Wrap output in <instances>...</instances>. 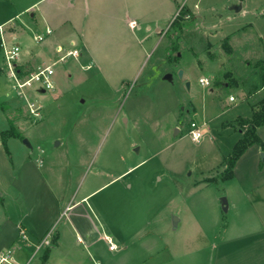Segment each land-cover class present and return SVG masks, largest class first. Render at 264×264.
<instances>
[{"label":"rangeland","instance_id":"rangeland-1","mask_svg":"<svg viewBox=\"0 0 264 264\" xmlns=\"http://www.w3.org/2000/svg\"><path fill=\"white\" fill-rule=\"evenodd\" d=\"M185 4L171 25L162 24L159 35L145 42L146 58L119 89H111L103 76L81 70L67 59L54 66L53 90L32 92L43 106L40 120L26 119L23 107L0 108V253L11 250L19 264L33 256V247L15 225L29 209L36 216L43 213L35 198H53L49 189L39 186L48 161L54 160L61 173L73 170L72 149L84 147L89 153L81 157L91 160L84 178L88 180L100 164L117 171L147 156L154 158L151 164H159L158 179L176 193L168 210L181 219L179 228L169 230L178 247L167 257L171 264H264V185L244 191L238 182L221 180L228 174L227 159L236 143L230 136L240 133L235 128L237 115L264 93V64H260L264 0H185ZM239 5L240 10L233 9ZM20 39L25 48L39 46L28 34ZM0 66V104H10L15 92L1 58ZM166 74L172 75L171 81L164 79ZM218 76L231 84L199 83L201 77ZM230 94L235 104L229 103ZM10 119L24 139H7L6 150L1 132L10 128ZM192 122L209 132L199 142L189 135ZM11 157L17 178L8 184L2 161L11 164ZM23 164L28 172L24 184L22 172L18 175ZM212 178L216 181L205 182ZM222 199L227 200L226 212ZM47 259L42 250L31 264H68L69 258L57 251Z\"/></svg>","mask_w":264,"mask_h":264},{"label":"crops","instance_id":"crops-1","mask_svg":"<svg viewBox=\"0 0 264 264\" xmlns=\"http://www.w3.org/2000/svg\"><path fill=\"white\" fill-rule=\"evenodd\" d=\"M182 5L187 7L185 0H0V26L5 28L6 44L20 47L16 66L22 78L39 67L52 65L60 57L56 50L61 47L65 52L77 50L79 56L69 59L81 70L103 76L111 89H119L127 74H135L146 58L149 49L145 42L155 33L159 35L162 24H172ZM26 34L38 42L37 48H25L20 38ZM42 34L44 40L38 41L36 38ZM0 58L5 61L2 48ZM69 77L73 74L69 73ZM210 81L213 87L215 79ZM228 86L225 83V87ZM261 90L264 91V86ZM263 98L264 93L237 117L251 118L254 106ZM236 101L229 100V103ZM4 104L22 107L15 96L10 104ZM180 132L178 129L176 134ZM237 133L230 136L236 140L235 145L243 138L241 132ZM258 135L264 142V126L258 128ZM229 146L226 148H231ZM70 150L67 149L66 154ZM72 150L76 156L72 159L73 170L69 167L61 173L55 169L54 160H50L44 172H40L39 186L49 189L53 198H35L33 201L39 203L43 213L36 216L34 209H29L21 224L15 225L17 233L25 231L26 241L34 249L35 243L53 230L52 244L44 249L48 261L55 257V252L61 251L66 252L68 264H171L167 257L178 247L172 244L169 230L179 228L181 219L174 223L175 215L168 210L176 193L162 178L158 179L159 164H151L154 158L138 157L133 164L117 171L100 164L88 180L84 178L91 160L81 156L89 150L84 147ZM263 154L260 145H252L237 161L233 177L224 180L223 174L221 180L238 182L244 191L260 188L264 185ZM12 164L13 157L11 164L2 161L8 184L17 178ZM39 165L43 168L44 164ZM20 167L18 175L22 172L21 183L24 184L28 172L24 164ZM215 181V178L205 180L208 184ZM70 182L74 183L73 188ZM9 218L16 220L13 216ZM108 240L112 241L114 250L110 249Z\"/></svg>","mask_w":264,"mask_h":264},{"label":"built area","instance_id":"built-area-1","mask_svg":"<svg viewBox=\"0 0 264 264\" xmlns=\"http://www.w3.org/2000/svg\"><path fill=\"white\" fill-rule=\"evenodd\" d=\"M4 26H0V39L1 47L4 56V60L7 65L8 75L12 82V89L15 92V97L21 102L22 109L26 117L32 118L34 121H38L42 118L43 106L41 102L33 98V93H46L47 91L54 89V83L52 82V77L54 76V66L59 63L65 62L69 58H77L79 52L77 50L64 51L61 47L57 48V53L61 56L54 61L52 65L46 67H39L37 71L31 73L27 77H21L20 73L16 69V63L20 54V47L17 44L8 46L4 39ZM51 33V31H48ZM45 35H40L36 39L38 41H43ZM65 52V53H63ZM200 85L203 87H210L212 82L206 78L201 77L199 80ZM229 100L231 102L236 101L234 96H230ZM206 134L205 127L200 126L196 122L190 124L189 135L194 142H199ZM21 235L25 240L28 239V235L25 231L21 232ZM53 230L49 231L44 238L37 241L34 246L33 256L28 260L26 264H31L33 258L42 250L49 247L52 244ZM111 244L110 249L114 250L115 246L112 244L111 240H108ZM0 264H19L14 258V254L11 250L7 252L0 253Z\"/></svg>","mask_w":264,"mask_h":264},{"label":"trees","instance_id":"trees-1","mask_svg":"<svg viewBox=\"0 0 264 264\" xmlns=\"http://www.w3.org/2000/svg\"><path fill=\"white\" fill-rule=\"evenodd\" d=\"M0 50H1V39H0ZM260 64H264V60L260 62ZM17 71L19 70L16 67ZM263 82H264V74H263ZM231 82H229V85ZM214 86L223 87L225 86V82L222 81V78L219 76L215 79ZM0 108L5 110L7 106L5 104H0ZM10 128L6 131L1 132L2 143L7 150L6 141L9 138H16L23 140L24 137L15 126L13 120H9ZM264 126V98L254 106L253 114L251 118H238L237 127L235 126L237 131H240L243 134V138L237 142L235 145L231 155L227 159V170L228 174L224 176V180H229L233 177V170L240 159V157L247 151L249 147L254 144L260 145L264 150V142L258 135V128ZM210 181V180H208ZM47 257V254H46Z\"/></svg>","mask_w":264,"mask_h":264},{"label":"water","instance_id":"water-1","mask_svg":"<svg viewBox=\"0 0 264 264\" xmlns=\"http://www.w3.org/2000/svg\"><path fill=\"white\" fill-rule=\"evenodd\" d=\"M233 9H235V10H240L241 9V6L239 5V6H234L233 7ZM181 75H182V72H181ZM164 79L165 80H168V81H171L172 80V75L171 74H166L165 76H164ZM190 82H187L186 83V86H187V88H188V90L190 89ZM176 131H178V129L176 130ZM25 143L28 145V146H30V144L25 140ZM262 157H264V154L262 155ZM222 207H223V210L226 212L227 210H228V204H227V200L226 199H222ZM174 223H176V221H177V218H174Z\"/></svg>","mask_w":264,"mask_h":264}]
</instances>
